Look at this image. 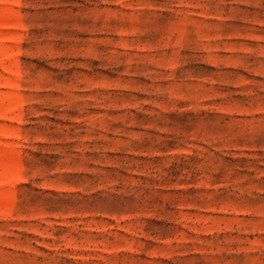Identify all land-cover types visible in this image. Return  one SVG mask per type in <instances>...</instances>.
<instances>
[{
    "label": "rangeland",
    "instance_id": "374dc122",
    "mask_svg": "<svg viewBox=\"0 0 264 264\" xmlns=\"http://www.w3.org/2000/svg\"><path fill=\"white\" fill-rule=\"evenodd\" d=\"M0 264H264V0H0Z\"/></svg>",
    "mask_w": 264,
    "mask_h": 264
}]
</instances>
